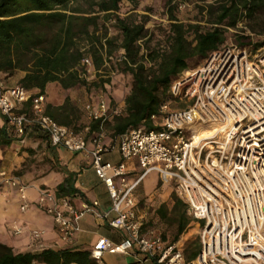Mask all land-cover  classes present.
I'll return each mask as SVG.
<instances>
[{
    "label": "built area",
    "instance_id": "1",
    "mask_svg": "<svg viewBox=\"0 0 264 264\" xmlns=\"http://www.w3.org/2000/svg\"><path fill=\"white\" fill-rule=\"evenodd\" d=\"M121 55L118 50L114 58ZM81 64L91 72L88 57ZM167 92L170 98L149 117L152 127L126 129L108 144L103 141L104 124L121 108L109 105L102 94L87 101V121L73 129L44 112V94L0 81V114L13 134L22 136L34 128L50 145L89 158L109 198L108 209L99 212L95 201L75 208L66 196L39 188L35 206L50 216L64 243L71 241L85 213L122 232L115 243L102 236L95 240L89 253L97 262L105 251L140 253L155 264H264V42L216 46L198 65L171 79ZM91 122L97 123L93 130ZM203 128L218 132L202 138ZM111 150H116L118 161L103 158ZM129 163L140 170L132 179ZM150 171L170 186L199 225V249L192 259H183L179 240L168 242L152 230H142L135 193ZM3 186L15 189L20 211L28 208L25 183L0 170V192ZM39 233L31 230L30 236Z\"/></svg>",
    "mask_w": 264,
    "mask_h": 264
},
{
    "label": "trees",
    "instance_id": "2",
    "mask_svg": "<svg viewBox=\"0 0 264 264\" xmlns=\"http://www.w3.org/2000/svg\"><path fill=\"white\" fill-rule=\"evenodd\" d=\"M133 1L0 0V73L8 77L17 71L23 72L16 85L35 90V94H44L49 82L58 83L62 89L100 87L111 103L114 101L106 87L112 83L111 72L129 78L121 113L104 124L111 138L142 124L146 128L152 127L150 115L156 112L160 103L170 98L168 84L187 68L188 59L205 57L224 42L225 31L237 20L250 18L264 9V0H217L215 4H208L209 26L202 29L197 22L183 23L178 19L174 4L167 0L164 42L156 40L150 45L152 34L145 28L144 20L123 18L118 13L122 2ZM110 20L115 30L111 36L106 32ZM237 37L240 45L249 41L243 33L238 32ZM118 50H122V55L115 59ZM83 57L91 61L90 73L81 64ZM95 97L89 94L88 101L94 102ZM44 112L57 123L74 128L76 106L67 97L60 105H45ZM96 125L91 122L90 129ZM54 192L57 195L75 192L71 173L63 177ZM171 200L169 209L160 204L155 212L175 225L176 237L191 217L174 194ZM198 249L199 242L185 260L195 257ZM34 261L99 264L88 250L46 248L37 252H14L0 242V264H32Z\"/></svg>",
    "mask_w": 264,
    "mask_h": 264
},
{
    "label": "crops",
    "instance_id": "3",
    "mask_svg": "<svg viewBox=\"0 0 264 264\" xmlns=\"http://www.w3.org/2000/svg\"><path fill=\"white\" fill-rule=\"evenodd\" d=\"M23 72L17 71L11 76L5 77L0 73V81L4 86L16 85ZM111 81L113 78L111 77ZM107 89L110 86L106 85ZM68 89H62L58 83L49 82L44 88L45 105H60L67 97ZM109 91V90H108ZM31 90V93H35ZM127 88H113L109 91L113 103L105 94L109 105H116L122 109L123 98ZM85 106H81V109ZM85 123V122H84ZM104 143H112L108 131L105 129ZM103 158L110 162L118 161L116 150L107 151ZM0 170L17 176L27 185L25 193L28 208L24 211L18 209L19 199L13 187L3 186L0 192V242L11 247L14 252H37L42 249H81L92 248L95 240L102 236L111 242H118L122 232L108 226L106 220L98 218L93 213H85L78 220V230L73 234L69 243L62 242L56 228L47 214L41 212L34 204L39 188L55 190L67 173L72 174V186L75 192L66 196L70 204L79 208L82 204L96 202L95 210L104 212L109 207V198L101 181L94 175L89 158L79 153L68 152L61 146L49 144L46 136L34 128H28L24 135L16 136L6 125L4 117L0 114ZM140 173L134 164H128V178L132 179ZM152 173L149 184L144 185V179ZM157 174L147 172L136 187V199L148 196L150 199L154 193ZM163 185V184H162ZM138 209V204H137ZM139 212V209H138ZM143 216V212L140 213ZM107 216H111L109 213ZM14 230L18 232L15 233ZM31 230L40 231L39 236H30ZM99 264H155L151 259L144 258L140 253L127 254L102 252ZM45 264V263H39ZM68 264H75L70 262Z\"/></svg>",
    "mask_w": 264,
    "mask_h": 264
},
{
    "label": "rangeland",
    "instance_id": "4",
    "mask_svg": "<svg viewBox=\"0 0 264 264\" xmlns=\"http://www.w3.org/2000/svg\"><path fill=\"white\" fill-rule=\"evenodd\" d=\"M167 0H134L133 2L127 3L122 2L119 5L118 13L121 17L131 20H144L145 28L151 32L150 45H153L156 40L164 42V29L167 25L166 14H165V3ZM217 0H171V4H174V12L178 19L183 23H194L197 22L202 29L208 28L209 16L207 12L208 4H215ZM202 8V9H201ZM240 22V24H239ZM112 21L107 22L106 32L107 35H114L115 30L112 28ZM103 28H100V32ZM238 32L247 35L249 40L244 45H254L256 43L264 42V9L250 17L242 18L235 22V25L229 27L225 31L224 44L231 46H239V38L237 37ZM242 44V43H241ZM202 57L193 56L188 59L187 68H193L202 61ZM113 81L109 87L111 92L113 88L119 87L124 89L128 87L130 79L127 77H120L113 75ZM70 95V101L76 106L77 119L73 122V129H78L79 126L86 122V110L85 107L81 109V106H85L89 99V94L103 96V89L100 87L89 86L86 89L84 86H74L67 90V95ZM152 173H150L143 181V184H149L151 181ZM154 193L150 199L148 196L142 197L138 202L139 213L143 212V225L142 230H152L159 234L163 240L168 242H175L179 240L182 242V255L183 259L190 251H192L198 244V232L199 225L196 224L192 219L189 224L174 237L175 225L168 222L166 219L156 215L155 209L160 204H164L167 209L171 207L172 200L171 196L174 194L170 186L162 185L159 180L156 182Z\"/></svg>",
    "mask_w": 264,
    "mask_h": 264
},
{
    "label": "bare ground",
    "instance_id": "5",
    "mask_svg": "<svg viewBox=\"0 0 264 264\" xmlns=\"http://www.w3.org/2000/svg\"><path fill=\"white\" fill-rule=\"evenodd\" d=\"M215 132H218V130L216 131L214 128H203V130H201L200 136L202 138H209L210 136H213Z\"/></svg>",
    "mask_w": 264,
    "mask_h": 264
}]
</instances>
